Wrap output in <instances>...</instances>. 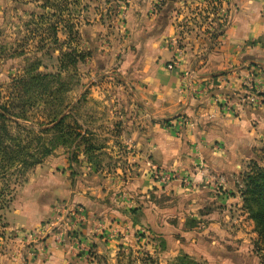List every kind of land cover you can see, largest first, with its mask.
Instances as JSON below:
<instances>
[{
    "label": "crops",
    "instance_id": "1",
    "mask_svg": "<svg viewBox=\"0 0 264 264\" xmlns=\"http://www.w3.org/2000/svg\"><path fill=\"white\" fill-rule=\"evenodd\" d=\"M180 4L186 7V2L166 0L148 18L131 15V57L123 60L121 72L116 73L117 95L109 100L99 97L102 102L98 103L104 108L111 103L110 113L121 124L111 148L126 162L108 163L107 170L95 171L91 161L81 160L77 165L82 169H76L74 161L66 158L63 178L50 167V178L38 181L44 198L38 199V208L24 213V220L41 225L55 214L51 200L56 197L84 211L65 220L72 224L68 228L77 227L75 233L67 230L60 236L54 230L55 236L35 245L26 264L112 263L121 244L128 243L124 228L131 233L138 224L170 242L169 233L177 225L167 222L159 206L168 209L173 203L179 216L183 189L176 179L153 183L154 168L193 177V198L203 204L222 200L217 203L224 207L218 210L227 217L238 209L239 185L252 163L264 162L260 155L264 152V101L251 102L249 97L254 88L264 93V4L235 0L230 14L224 20L217 17L208 29L198 22L197 10L192 19L197 24L188 30L180 23L183 14L176 11ZM178 37L180 48L170 41ZM101 57L95 59L99 74L105 76L108 57ZM126 175L128 196L123 201L116 182ZM216 181L224 184L218 193L211 190ZM217 211L208 208L207 213L213 218ZM158 214L162 217L155 223L152 218ZM99 223L106 227L101 233ZM209 229L214 230V225L209 224Z\"/></svg>",
    "mask_w": 264,
    "mask_h": 264
},
{
    "label": "rangeland",
    "instance_id": "2",
    "mask_svg": "<svg viewBox=\"0 0 264 264\" xmlns=\"http://www.w3.org/2000/svg\"><path fill=\"white\" fill-rule=\"evenodd\" d=\"M176 1L186 2L185 8L180 4L181 7L177 6L176 11L183 14L180 23L187 30L197 24L192 21L197 10L201 14L198 22L203 21L201 25L208 29L209 24L217 22V17L224 20L230 14L229 6L235 3V0ZM254 1L257 0H250ZM165 3L166 0H0L2 102L8 99L13 81L28 71L37 70L50 74L45 82L52 92L49 103L38 100L37 106L28 105L26 121L46 122L48 114H55L64 108L67 118L62 125L63 129L83 134L91 147L88 157L84 153L85 144L74 141V135L71 138L54 129L37 134L29 132L24 126L10 123L13 133L21 132V140L31 146L30 151L36 150L38 156L29 160L35 162V159L40 158L41 162L27 169L17 183L14 177L8 178L13 197L0 210V264H26L29 255L34 254L35 245L42 244L51 234L55 236L54 230L60 236L67 230L74 233L77 231L76 226L68 228L72 224L65 222L70 215L78 214L70 211L69 205H77L58 197L51 200L56 215L53 213L48 219L45 218L39 226L24 220L27 219L24 213L38 208V199L44 198L37 188L38 181L50 178V167L54 168V174L63 178L62 160L66 158L74 161L76 169H82V165H77L81 160L91 161L95 171L103 168L107 170L108 163L120 165L126 162L122 155L114 154L111 148L117 142L118 135L115 131L121 124L116 123V118L110 113L111 103L104 108L98 104L102 102L99 97L109 100L117 95L119 82L116 73L121 72L123 60L131 57L128 53L131 15L139 13L148 18ZM260 3L264 4V0H260ZM170 41L180 48L179 37ZM70 51L78 56L75 64L63 55ZM96 56H102L101 60L108 57L109 72L105 76L99 74L100 66ZM168 67L173 68V65L169 64ZM57 74L60 77L55 76ZM252 81L250 80L251 83ZM258 90L254 88L249 96L251 102L264 100V93H259ZM23 120L25 119L21 122ZM126 152L128 151H123V154ZM263 153H260L262 157ZM128 176L119 178L116 182L118 198L123 201L128 196ZM150 179L155 184H167L176 179L182 187L183 191L179 192V216L173 203L168 209L159 206L165 211L167 222L176 224L177 229L169 233V242L167 238L152 235L147 225L138 224L131 233L125 227L124 234L129 238L128 243L121 244L109 264H264V239L259 235L245 195L242 194L244 184L238 187L241 197L239 207L229 214V218V215L227 217L222 210H218L219 206L224 207L217 203L223 202L222 200L203 204L197 197L193 198L192 193L195 191L192 187L195 183L190 175L178 176L175 171L166 172L154 168ZM212 185L214 193L224 188L222 181H216ZM208 208L218 210L213 218L208 215ZM155 216L157 219L152 218L153 222L160 223L162 216ZM179 218L182 222H179ZM208 223L214 225L215 229H209ZM104 225H100L98 232L101 233Z\"/></svg>",
    "mask_w": 264,
    "mask_h": 264
},
{
    "label": "trees",
    "instance_id": "3",
    "mask_svg": "<svg viewBox=\"0 0 264 264\" xmlns=\"http://www.w3.org/2000/svg\"><path fill=\"white\" fill-rule=\"evenodd\" d=\"M63 55L69 62L77 63L76 58L78 56L74 51L66 52ZM63 68L65 69V66ZM55 76L60 77L59 74ZM49 77L50 74L30 70L13 81L10 95L4 103L0 93V210L9 204L13 197L10 193L11 181L8 178L14 177L15 183H17L27 169L41 162L40 158L35 159V162L29 160L38 156L36 150L30 151L31 146L24 144L21 140L23 135L20 131L17 134L12 132V127H9L10 123H14L16 126H24L29 132H36L37 134L54 129L60 131L59 133L69 135L71 138L74 135V141L77 140L79 144H85L84 153L89 157L91 147L85 136L63 129L62 125L67 118L64 108L55 114H48L49 119L47 118L46 122L29 123L26 121L28 105L37 106L39 101L49 103L52 92H50L48 84L45 83ZM22 119L25 120L21 122ZM39 139L42 138L39 136ZM12 170L14 171L12 172ZM243 184L242 194L245 195L247 207L252 219L255 220L259 235L264 239V165L258 163L251 165Z\"/></svg>",
    "mask_w": 264,
    "mask_h": 264
},
{
    "label": "built area",
    "instance_id": "4",
    "mask_svg": "<svg viewBox=\"0 0 264 264\" xmlns=\"http://www.w3.org/2000/svg\"><path fill=\"white\" fill-rule=\"evenodd\" d=\"M252 99H253V98H252ZM163 177H165V176H163ZM68 209H69L70 211L73 210V212H83V211H82L83 208L80 207V206H71V205H69Z\"/></svg>",
    "mask_w": 264,
    "mask_h": 264
}]
</instances>
